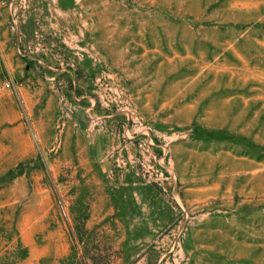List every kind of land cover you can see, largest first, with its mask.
Returning <instances> with one entry per match:
<instances>
[{
	"label": "rangeland",
	"instance_id": "obj_1",
	"mask_svg": "<svg viewBox=\"0 0 264 264\" xmlns=\"http://www.w3.org/2000/svg\"><path fill=\"white\" fill-rule=\"evenodd\" d=\"M0 264H264V0H0Z\"/></svg>",
	"mask_w": 264,
	"mask_h": 264
},
{
	"label": "built area",
	"instance_id": "obj_2",
	"mask_svg": "<svg viewBox=\"0 0 264 264\" xmlns=\"http://www.w3.org/2000/svg\"><path fill=\"white\" fill-rule=\"evenodd\" d=\"M11 84H12V83H11L10 81H7V82H6L7 87H10Z\"/></svg>",
	"mask_w": 264,
	"mask_h": 264
}]
</instances>
